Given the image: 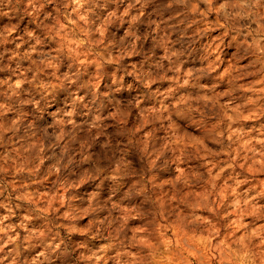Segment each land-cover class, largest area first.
I'll use <instances>...</instances> for the list:
<instances>
[{
  "label": "clouds",
  "instance_id": "clouds-1",
  "mask_svg": "<svg viewBox=\"0 0 264 264\" xmlns=\"http://www.w3.org/2000/svg\"><path fill=\"white\" fill-rule=\"evenodd\" d=\"M0 264H264V0H0Z\"/></svg>",
  "mask_w": 264,
  "mask_h": 264
}]
</instances>
